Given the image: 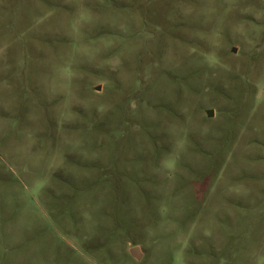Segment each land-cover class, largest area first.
Masks as SVG:
<instances>
[{"label":"rangeland","instance_id":"rangeland-1","mask_svg":"<svg viewBox=\"0 0 264 264\" xmlns=\"http://www.w3.org/2000/svg\"><path fill=\"white\" fill-rule=\"evenodd\" d=\"M0 264H264V0H0Z\"/></svg>","mask_w":264,"mask_h":264},{"label":"water","instance_id":"water-1","mask_svg":"<svg viewBox=\"0 0 264 264\" xmlns=\"http://www.w3.org/2000/svg\"><path fill=\"white\" fill-rule=\"evenodd\" d=\"M233 52H236V51L233 50ZM206 114H207L208 117H212L213 116V112L212 111H207ZM129 253L137 261H139L141 259V257H142L138 247H134V248L130 249Z\"/></svg>","mask_w":264,"mask_h":264}]
</instances>
